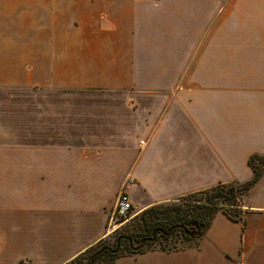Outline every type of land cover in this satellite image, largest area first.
I'll return each instance as SVG.
<instances>
[{
	"label": "crops",
	"instance_id": "crops-1",
	"mask_svg": "<svg viewBox=\"0 0 264 264\" xmlns=\"http://www.w3.org/2000/svg\"><path fill=\"white\" fill-rule=\"evenodd\" d=\"M264 0H0V264H67L137 213L252 179ZM188 247L114 264H264V171Z\"/></svg>",
	"mask_w": 264,
	"mask_h": 264
},
{
	"label": "trees",
	"instance_id": "trees-1",
	"mask_svg": "<svg viewBox=\"0 0 264 264\" xmlns=\"http://www.w3.org/2000/svg\"><path fill=\"white\" fill-rule=\"evenodd\" d=\"M247 165L253 173L251 180L242 184H218L210 189L179 197L176 199L178 203L161 211L157 210L158 205L150 207L141 212L144 225L142 233L138 235L120 234L111 243H108L107 238L111 234L67 264H114L118 257L125 254L143 253L156 247L164 252H170L177 249L178 243L181 247H188L195 239L203 235L218 212L225 214L233 221H242L241 197L262 175L264 156L257 154L249 156ZM157 221H161L160 224ZM192 223L201 226L200 234L197 237L190 238L185 236L181 230L173 229L183 226L192 230L190 228ZM155 230L158 231L155 241L145 242L138 249L140 241L150 238ZM169 230L170 232L167 234Z\"/></svg>",
	"mask_w": 264,
	"mask_h": 264
},
{
	"label": "rangeland",
	"instance_id": "rangeland-1",
	"mask_svg": "<svg viewBox=\"0 0 264 264\" xmlns=\"http://www.w3.org/2000/svg\"><path fill=\"white\" fill-rule=\"evenodd\" d=\"M176 203H178V202L176 200H173L169 203L158 205L159 208L157 210L158 211L164 210V208L173 206ZM141 216H142L141 213L135 214V212L132 211L131 217L128 219V221H126V222L117 221V224H121V223L122 224L119 225V228L114 233H112V235L110 237L107 238V242L111 243L112 240L117 235H120V234L138 235V234L142 233L144 231V225H143V221H142L143 219ZM157 222L160 224L161 221H157ZM162 224L164 225V223H162ZM177 236L179 237V234H177ZM178 247H181V245L179 243L177 244V248ZM99 264H102V263H99Z\"/></svg>",
	"mask_w": 264,
	"mask_h": 264
},
{
	"label": "built area",
	"instance_id": "built-area-1",
	"mask_svg": "<svg viewBox=\"0 0 264 264\" xmlns=\"http://www.w3.org/2000/svg\"><path fill=\"white\" fill-rule=\"evenodd\" d=\"M132 211V205L128 196L121 192L117 197L114 210L109 218V233H114L119 228V225L122 224H117V221H128V219L131 217Z\"/></svg>",
	"mask_w": 264,
	"mask_h": 264
},
{
	"label": "water",
	"instance_id": "water-1",
	"mask_svg": "<svg viewBox=\"0 0 264 264\" xmlns=\"http://www.w3.org/2000/svg\"><path fill=\"white\" fill-rule=\"evenodd\" d=\"M190 228H192V230H189V228H187V227H183V226L174 227L173 229H179V230H181L185 236H188V237H190V238H193V237H197V236H199L200 231H201V226H198L196 223H192V224L190 225ZM169 232H170V230L167 232V234H168ZM157 233H158V231L155 230V231L152 232L150 238L141 240V241H140V244H139V246H138V249H139V248H140L145 242H154Z\"/></svg>",
	"mask_w": 264,
	"mask_h": 264
}]
</instances>
